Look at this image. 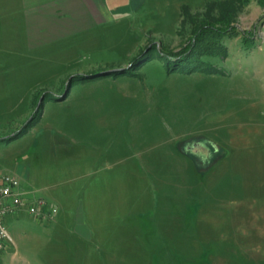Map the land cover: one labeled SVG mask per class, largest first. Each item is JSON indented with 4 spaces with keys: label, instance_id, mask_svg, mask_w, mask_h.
<instances>
[{
    "label": "rangeland",
    "instance_id": "rangeland-1",
    "mask_svg": "<svg viewBox=\"0 0 264 264\" xmlns=\"http://www.w3.org/2000/svg\"><path fill=\"white\" fill-rule=\"evenodd\" d=\"M0 172V264H264V0H0Z\"/></svg>",
    "mask_w": 264,
    "mask_h": 264
},
{
    "label": "built area",
    "instance_id": "built-area-1",
    "mask_svg": "<svg viewBox=\"0 0 264 264\" xmlns=\"http://www.w3.org/2000/svg\"><path fill=\"white\" fill-rule=\"evenodd\" d=\"M23 191L21 188L20 177L15 173L0 172V253L11 242V235L4 223L7 214L18 211L23 205ZM46 202L40 200L29 205V212L43 220L54 219L56 208L45 210Z\"/></svg>",
    "mask_w": 264,
    "mask_h": 264
},
{
    "label": "trees",
    "instance_id": "trees-1",
    "mask_svg": "<svg viewBox=\"0 0 264 264\" xmlns=\"http://www.w3.org/2000/svg\"><path fill=\"white\" fill-rule=\"evenodd\" d=\"M229 21L230 20H228V19H226V20H224V23L222 24L223 25V30H221L220 28L219 29H217V30H210L211 32H209V34H207L208 35V37H206V38H209V37H211V36H214V39L215 38H217V36H223V34H225V32H228V27H229ZM204 33L206 34L207 32L206 31H204ZM215 33V34H214ZM243 37H246V36H243ZM206 38H202L203 40H205ZM218 39V38H217ZM203 40H200V41H203ZM215 43H217V41H214L213 42V44H215ZM206 46H205V44H203L202 45V47H201V49L200 50H202V52H203V50H209L210 48H205ZM197 49H199V46H198V48ZM197 49H193L192 50V52L193 51H195L196 52V50ZM210 51V50H209ZM218 54H226V49L225 48H221V47H218ZM173 54H175L174 56H178V55H176V53H173ZM205 56H210V55H205ZM218 56V55H217ZM201 58V57H200Z\"/></svg>",
    "mask_w": 264,
    "mask_h": 264
},
{
    "label": "crops",
    "instance_id": "crops-1",
    "mask_svg": "<svg viewBox=\"0 0 264 264\" xmlns=\"http://www.w3.org/2000/svg\"><path fill=\"white\" fill-rule=\"evenodd\" d=\"M55 1H57V0H55ZM99 2H100V0H98ZM21 3H23V1L21 2ZM23 6H21V8H22ZM36 7H39V5H35V6H33L32 8H36Z\"/></svg>",
    "mask_w": 264,
    "mask_h": 264
}]
</instances>
